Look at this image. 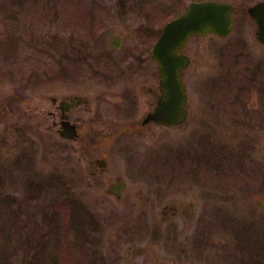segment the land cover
Listing matches in <instances>:
<instances>
[{
  "label": "rangeland",
  "instance_id": "obj_1",
  "mask_svg": "<svg viewBox=\"0 0 264 264\" xmlns=\"http://www.w3.org/2000/svg\"><path fill=\"white\" fill-rule=\"evenodd\" d=\"M190 1L85 0L91 13L78 29L77 0H25L24 10L19 0H0V264H153L152 250L171 234L160 221L172 199L195 206L191 224L205 245L190 264H264V44L247 12L260 0H230L232 34L187 46V122L142 135L133 128L150 97L140 84L154 68L148 54L137 62V48L149 51ZM117 34L123 49L112 44ZM19 65L24 76L34 70L24 87L14 74ZM71 93L89 100L91 110L80 105L86 127L104 119L114 124L105 133L123 134L93 140L86 161L75 144L44 129L50 96ZM23 152L28 159L19 163ZM117 178L127 182L120 197L109 191ZM80 226L104 235L98 254Z\"/></svg>",
  "mask_w": 264,
  "mask_h": 264
},
{
  "label": "water",
  "instance_id": "obj_2",
  "mask_svg": "<svg viewBox=\"0 0 264 264\" xmlns=\"http://www.w3.org/2000/svg\"><path fill=\"white\" fill-rule=\"evenodd\" d=\"M233 11V4L222 0L192 1L180 15L164 26L152 51L162 76L161 97L148 120L165 124L185 121L187 94L182 72L189 60L180 51L192 35H228L234 25ZM248 11L257 21L258 39L264 42V1L250 6Z\"/></svg>",
  "mask_w": 264,
  "mask_h": 264
},
{
  "label": "flooded vegetation",
  "instance_id": "obj_3",
  "mask_svg": "<svg viewBox=\"0 0 264 264\" xmlns=\"http://www.w3.org/2000/svg\"><path fill=\"white\" fill-rule=\"evenodd\" d=\"M118 37L117 41L119 42L120 48L123 49V41ZM140 55H137V62L141 63L146 61L147 58L145 55L149 53V51L144 49L137 48ZM148 57V55H147ZM151 60V59H150ZM152 61V60H151ZM152 63H154L152 61ZM154 65V64H153ZM150 73L147 75L145 82H142L140 86H143L141 91L143 94L149 93L150 97L145 98L144 104L146 106L145 112L148 113L151 111L155 103L159 97V73L156 65L154 68L149 70ZM186 77V76H185ZM187 79V78H186ZM18 100L17 98H15ZM50 103L47 110V122L45 124L47 130L52 134H58L61 129V122L63 117H67L71 122L78 123L80 133L76 136V140H72V142H78V146L81 149V157L82 160L85 161V158L92 157V153L95 152L96 144L93 142L101 140L103 137L104 141L109 140L110 142L113 139L114 131L104 133L106 128L114 126L105 123H101V120L94 119L93 123L95 125H99V129H90L86 127V123H84L86 118V110H91L88 104L87 108L82 109L79 104L73 103L77 101L76 94L64 95L62 99L50 97ZM5 108V106H4ZM100 117V115L98 116ZM135 125V123L133 124ZM149 126H160V128H165L163 125H158L153 122L142 123V127H140V133H145ZM134 131L137 129L134 128ZM152 133L154 131H151ZM96 140V141H93ZM92 164H97L98 160L90 161ZM98 170V168L94 169V173ZM195 206L194 203H185L181 199H172L170 200L164 207L162 208L163 217L160 221V226L163 229H170L171 234L166 236V241L159 246V250L157 252L152 250V258L153 264H190L193 263L197 259V252L201 250V248L197 247V243L190 241L192 234L195 232L193 230V217H195ZM169 212V213H166ZM166 213V214H165ZM165 214V215H164ZM183 221L184 226L179 224L177 221ZM168 221V226L165 224ZM183 228V231L181 230ZM173 236H179V239L175 241L170 238ZM172 239V240H171Z\"/></svg>",
  "mask_w": 264,
  "mask_h": 264
},
{
  "label": "trees",
  "instance_id": "obj_4",
  "mask_svg": "<svg viewBox=\"0 0 264 264\" xmlns=\"http://www.w3.org/2000/svg\"><path fill=\"white\" fill-rule=\"evenodd\" d=\"M83 2H85V0L84 1H81V0H77V6H75V9L73 8V12H74V20H82V18L84 19V21H85V18L83 17V14L85 13V14H87V15H89L91 12H89L88 11V9H82V3ZM83 8H85V7H83ZM93 13V12H92ZM91 18V17H90ZM81 20L80 21H78L77 23H80L81 22ZM83 21V22H84ZM76 22H74V24H75ZM80 25V24H79ZM79 25H77V27H78V29H79ZM74 34H76L77 36L80 34V32H79V30H75V33ZM77 39V38H76ZM81 43H83L82 41L80 42L79 41V45L81 44ZM81 46V45H80ZM56 63H57V61H56ZM66 65H64V66H62L60 69L62 70L64 67H65Z\"/></svg>",
  "mask_w": 264,
  "mask_h": 264
}]
</instances>
